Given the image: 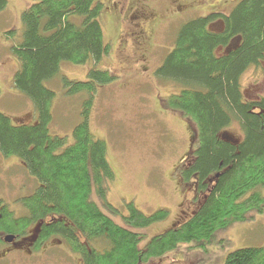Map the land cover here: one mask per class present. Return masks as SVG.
<instances>
[{
  "label": "trees",
  "instance_id": "obj_1",
  "mask_svg": "<svg viewBox=\"0 0 264 264\" xmlns=\"http://www.w3.org/2000/svg\"><path fill=\"white\" fill-rule=\"evenodd\" d=\"M7 3L0 0V12ZM103 5L101 0H38L22 14V38L12 46L19 62L14 86L34 103L38 117L23 123L0 111V152L19 158L40 186L22 199L28 209L23 217H15L0 202V232L22 234L41 220L40 239L61 236L84 264H140L162 258L181 243L209 242L218 230L264 210V196L248 194L264 186V95L247 99L241 83L248 69L264 65V0H241L229 14L213 12L187 21L156 70L158 77L181 86L168 98V107L191 119L197 132L193 160L182 178L207 195L188 221L156 235L145 249L140 248L139 233L117 224L91 199L93 187L105 199L116 177L106 142L91 132L90 115L98 86L117 76L92 68L87 81L64 78L68 94L86 95L82 121L68 146L67 137L52 135L49 128L56 93L45 82L58 75L63 62L98 63L110 51L100 21ZM74 15L82 16L80 24L72 20ZM217 21L222 22L220 31L210 26ZM234 119L243 129L239 143L221 137ZM105 207L116 210L109 203ZM126 207L124 219L134 228L168 215L158 210L147 216L133 202ZM99 239L107 241L106 248L89 247L88 242ZM225 264H264V247L237 249Z\"/></svg>",
  "mask_w": 264,
  "mask_h": 264
},
{
  "label": "rangeland",
  "instance_id": "obj_2",
  "mask_svg": "<svg viewBox=\"0 0 264 264\" xmlns=\"http://www.w3.org/2000/svg\"><path fill=\"white\" fill-rule=\"evenodd\" d=\"M7 1L0 12V111L17 121L34 123L38 117L34 103L14 86L19 62L12 46L22 38L23 12L38 0ZM101 1L104 5L100 21L110 51L98 63L93 60L85 64L63 62L58 75L45 82L56 93L49 128L52 135L67 137L68 146L74 143L73 130L82 121L86 95L68 94L64 78L87 81L92 68L107 69L117 76L115 81L98 86L90 115L91 132L106 142L107 157L116 177L108 184L105 199L97 194L95 187L91 199L117 224L139 233L140 248L145 249L156 235L188 221L207 195V192L198 193L194 184L182 178V170L193 160L197 132L191 119L168 107V98L179 93L181 86L158 77L156 70L175 47L184 23L213 12L229 14L241 0ZM140 10L143 16L136 18ZM82 19L79 15L72 17L78 24ZM210 26L222 29L220 21ZM9 31H14V35H9ZM263 67L250 68L243 74L241 83L247 99L264 94ZM243 136L242 126L236 119L221 132V137L234 143L241 142ZM39 186L40 182L19 158L5 157L0 152V202L15 217L28 214L22 199L32 195ZM252 192L264 196V186H257L248 194ZM128 202H133L147 216L158 210H167L168 215L148 227L134 228L124 219L129 214ZM106 203L116 210H108ZM41 224V220L36 221L27 229L20 240L24 241L23 246H29L38 236ZM55 238L58 237L48 241L49 249L45 244L31 249L32 254L27 256H52L49 263L40 261L42 264H73L72 256L79 255ZM107 245V241L99 239L89 246L102 250ZM7 247L18 256L14 246ZM245 247H264V210H254L245 221L218 230L209 242L181 243L162 258H152L142 264H225L229 253Z\"/></svg>",
  "mask_w": 264,
  "mask_h": 264
},
{
  "label": "flooded vegetation",
  "instance_id": "obj_3",
  "mask_svg": "<svg viewBox=\"0 0 264 264\" xmlns=\"http://www.w3.org/2000/svg\"><path fill=\"white\" fill-rule=\"evenodd\" d=\"M142 6H146V5H142ZM130 10H133V8H129ZM143 16L142 15V12L141 10L138 12V16L136 18H139ZM221 22V21H220ZM222 23V22H221ZM213 30H216V31H220L221 28H213ZM236 45V43L234 44ZM233 45V46H234ZM231 46V47H233ZM228 51V50H226ZM264 68V67H263ZM264 73V72H263ZM261 95H264V94H261ZM259 97V95H258ZM257 97V98H258ZM256 98V99H257ZM188 163L190 164V162L188 161ZM196 192V191H195ZM197 193V192H196ZM199 193V192H198ZM195 196V195H194ZM36 222V221H35ZM34 223V222H33ZM32 223V224H33ZM43 221H42V224H41V227H40V230H39V233H38V236H36L35 239H33L31 241V243L29 244V246H23V242H20V240L23 238L24 235L27 234V229L32 225L30 224L26 230L22 233V234H13V233H5V234H0V264H42L40 261H45V262H48L50 261V258L52 256H27L29 254H32L31 253V249H39L40 247H42L43 245H47L48 246V249H49V245H48V241L49 240H52L53 237H58V238H55V239H59L61 240L62 242H64L66 245H68V243L59 235H52L50 236L49 238L45 239V240H42L40 239V232H41V228H42V225H43ZM8 235H13V239L12 241H8L7 240V237ZM22 237V238H21ZM52 238V239H51ZM84 240V239H83ZM86 241V240H85ZM88 242V241H86ZM89 245L92 243V242H88ZM50 244V243H49ZM10 245V246H14L13 248H15L19 253H18V256L16 255V252L14 254H12L13 252V249L12 248H8L7 246ZM46 246V247H47ZM69 247V245H68ZM90 247V246H89ZM25 248L27 249V252H25ZM46 249V250H48ZM69 249L71 250V248L69 247ZM22 251H24L23 253H21ZM43 251V249H42ZM72 251V250H71ZM73 252V251H72ZM74 254H78L79 256H72L73 257V261L74 263L73 264H76L79 260L81 261L80 264H84V260H83V256H81L79 253H75ZM19 255H22V256H19ZM42 258H45V259H42ZM65 258H67V256H65ZM76 262V263H75ZM49 263V262H48ZM144 262H141L140 264H142ZM79 264V263H77Z\"/></svg>",
  "mask_w": 264,
  "mask_h": 264
},
{
  "label": "water",
  "instance_id": "obj_4",
  "mask_svg": "<svg viewBox=\"0 0 264 264\" xmlns=\"http://www.w3.org/2000/svg\"><path fill=\"white\" fill-rule=\"evenodd\" d=\"M12 239H13V235H8L7 240L12 241Z\"/></svg>",
  "mask_w": 264,
  "mask_h": 264
}]
</instances>
